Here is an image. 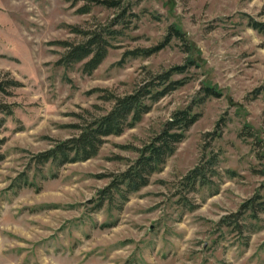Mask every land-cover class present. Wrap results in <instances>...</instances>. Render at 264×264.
<instances>
[{
	"label": "rangeland",
	"instance_id": "374dc122",
	"mask_svg": "<svg viewBox=\"0 0 264 264\" xmlns=\"http://www.w3.org/2000/svg\"><path fill=\"white\" fill-rule=\"evenodd\" d=\"M123 1L139 16L88 74L82 63L56 64L65 51L59 41H82L73 27L107 23L115 8L96 4L83 13V1L0 0V81L20 82L0 90V102L13 109L0 126V264H264V213L260 221L242 219L253 221V232L221 224L246 200L264 195V32L249 20L264 22V0ZM172 24L184 31L199 63L190 68L191 80L134 127L108 136L96 156L36 167L34 154L77 133L73 124L111 108L107 94H125L148 71L187 62L192 53L181 40L165 43ZM162 43L150 56H124ZM207 84L222 96L198 107L201 117L164 168L121 208L120 200L99 207V190L110 181L101 175L126 169L137 156L134 147ZM203 151L219 153L220 174L188 193L197 205L191 210L177 194Z\"/></svg>",
	"mask_w": 264,
	"mask_h": 264
},
{
	"label": "trees",
	"instance_id": "16d2710c",
	"mask_svg": "<svg viewBox=\"0 0 264 264\" xmlns=\"http://www.w3.org/2000/svg\"><path fill=\"white\" fill-rule=\"evenodd\" d=\"M80 1H83V5L78 8L79 12H89L92 6L96 4L115 8L118 12L109 22L99 24L92 29L79 30L74 26V31L85 36L82 41H59L64 46L65 51L56 61V64L70 68L77 63H82L83 71L91 74L105 60L110 48L116 46L119 38L126 34L139 14L135 13L129 3L126 4L123 0H72V4L76 5ZM249 20L253 28L264 32V22L252 18ZM167 30L166 44L175 37L184 43L189 53H192L187 62L170 66L157 73L148 71L149 75L136 84L130 92L121 95L107 94L105 98L113 101L111 108L105 113L92 116L84 123L73 124L72 126L78 129L77 133L68 138L56 140L49 148L34 154L33 160L36 167L85 161L96 156L108 136L121 135L126 129L134 127L143 119L145 114L151 111L156 102L191 80L188 75L190 68L199 65L194 58L192 44L179 25L172 24ZM165 43L152 47L130 49L125 52L124 56L125 58L150 56L161 50L166 45ZM180 74L181 77H176ZM18 85L20 82L15 80L0 81V90L7 93L9 87ZM220 96H222V91L216 86L205 85L195 101L173 111L161 130L151 136L142 146L134 147L137 156L128 163L126 169L109 175H101L109 176L110 181L99 190L98 206L101 207L106 202L113 203L120 200L119 208H121L129 200L132 193L147 186L151 177L164 168L167 160L175 153L179 143L186 138L188 130L201 117L198 107L209 98ZM12 112L13 109L10 104L0 102V126L5 120L2 114H11ZM225 122L227 123L224 121V124ZM217 125L222 129L220 121ZM218 134H221V131L216 132V135ZM246 134L254 135L248 125L246 126ZM4 142L5 139L0 137V161L5 158L4 153L1 152V146ZM219 160V153L203 151L200 162L191 168L180 181V191L177 195L181 204L188 206L191 210L197 207L192 203L188 193L214 183V177L220 174L218 171ZM260 213H264V195L257 193L246 200L238 211L224 216L221 219V224L233 226L240 232H243L244 229L253 232L257 230L254 228L253 221L243 223L242 219L260 221Z\"/></svg>",
	"mask_w": 264,
	"mask_h": 264
}]
</instances>
